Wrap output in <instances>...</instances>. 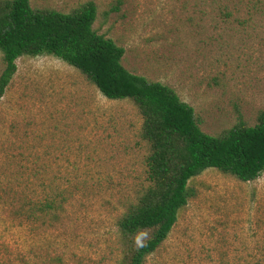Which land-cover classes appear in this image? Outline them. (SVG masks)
Returning a JSON list of instances; mask_svg holds the SVG:
<instances>
[{
    "label": "rangeland",
    "instance_id": "rangeland-1",
    "mask_svg": "<svg viewBox=\"0 0 264 264\" xmlns=\"http://www.w3.org/2000/svg\"><path fill=\"white\" fill-rule=\"evenodd\" d=\"M92 1L93 29L123 67L172 88L200 129L219 135L264 109V0H30L67 13ZM227 10L228 17L221 14ZM0 98V264H114L116 220L147 186V145L131 101L105 98L49 55L22 57ZM4 69L0 53V75ZM79 184L62 224L19 217L57 185ZM146 264H264V171L241 182L215 169Z\"/></svg>",
    "mask_w": 264,
    "mask_h": 264
},
{
    "label": "trees",
    "instance_id": "trees-1",
    "mask_svg": "<svg viewBox=\"0 0 264 264\" xmlns=\"http://www.w3.org/2000/svg\"><path fill=\"white\" fill-rule=\"evenodd\" d=\"M221 14L228 17L227 10ZM97 7L88 1L64 13L33 8L30 0H0V98L22 57L53 56L78 70L108 100L131 101L147 145V186L117 218L118 258L114 264H146L168 239L179 212L194 197L190 181L215 169L241 182L264 171V109L254 125L239 116L219 135L204 133L191 106L160 82L135 75L122 65L124 49L93 29ZM79 184L57 185L41 203H23L27 221L62 224ZM23 260L18 264H23ZM8 264H13L12 262ZM44 264H65L61 256Z\"/></svg>",
    "mask_w": 264,
    "mask_h": 264
}]
</instances>
